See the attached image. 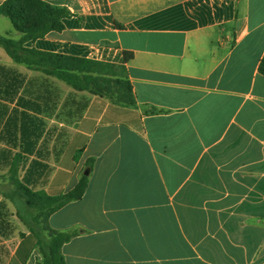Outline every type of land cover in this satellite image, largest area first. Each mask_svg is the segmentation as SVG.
<instances>
[{"label": "crops", "instance_id": "1", "mask_svg": "<svg viewBox=\"0 0 264 264\" xmlns=\"http://www.w3.org/2000/svg\"><path fill=\"white\" fill-rule=\"evenodd\" d=\"M44 1L70 15L23 46L125 65L137 99L76 90L0 46V117L16 113L0 130V142L16 145L4 153L10 167L22 112L44 122L41 150L59 90L77 93L64 146L28 154L21 167L24 176L42 159L30 188L50 194L89 170L84 197L48 220L77 232L62 247L68 264H264V0ZM0 33L22 38L13 24ZM4 196L19 212L22 201ZM20 219L0 232V264L42 258L36 230Z\"/></svg>", "mask_w": 264, "mask_h": 264}, {"label": "trees", "instance_id": "2", "mask_svg": "<svg viewBox=\"0 0 264 264\" xmlns=\"http://www.w3.org/2000/svg\"><path fill=\"white\" fill-rule=\"evenodd\" d=\"M0 15L8 17L15 29L22 33L19 40L0 33V46L4 47L14 60L54 76L76 90H87L117 104L136 105V95L125 65L23 46L26 40L44 37L53 30H62L63 18L70 15L67 8L51 5L44 0H5L0 4ZM132 56V52H126L127 60ZM259 70L264 75V56ZM43 124L39 116L34 117L27 111L22 112L20 152L14 156L10 167L16 192L23 198L25 205L36 212L31 218L22 215L24 221L32 228L34 220L35 223L41 220L48 224L51 214L71 201L82 199L88 187V175L83 174L74 187L58 194L30 188L38 183L47 166L42 159H33L25 175L19 177V169L27 161L28 154L36 152L38 157L43 155L42 151L37 149L44 129ZM76 234L73 230L53 228H50L48 235L37 232L42 258L36 264H68L62 247Z\"/></svg>", "mask_w": 264, "mask_h": 264}, {"label": "rangeland", "instance_id": "3", "mask_svg": "<svg viewBox=\"0 0 264 264\" xmlns=\"http://www.w3.org/2000/svg\"><path fill=\"white\" fill-rule=\"evenodd\" d=\"M6 25L8 27H11V21L5 16H0V30L4 31ZM76 95L77 93H74L72 91H67L65 89L59 90V97L56 99L55 109L53 113H51V118L55 121L52 122V126L51 128H49V132L46 134V138L43 139L41 143V151L43 153V156L49 155L51 147H53V150L56 151L57 149H59L57 148V146L61 147L66 143V125L78 116L79 104L77 103ZM0 103L2 102L0 101ZM15 116L16 113L11 112L8 118L0 117V130L4 127V130L6 131L5 123L14 121ZM47 121L50 123L51 119H48ZM56 133L58 137L52 139V134L55 135ZM12 148H16L13 140L8 142H0V219H2V221L0 222V232H12L18 228L19 224H21L22 220L20 218H22V215L27 218H31L36 214L34 209L28 208L25 205L23 198L20 197L15 190L16 185L14 184L11 177L12 174L10 171V160L9 157L4 154H9V151ZM4 149H7L8 152ZM18 174L19 177H22L24 174V169L20 168ZM44 184V181H41L38 187L44 186ZM5 194H9V196H11L10 198L13 200L20 199V201H22L21 204L23 203V205H20L21 207L18 209L19 212H17V207L14 206V204L4 196ZM9 203L10 206H8ZM35 222L36 221L34 220L32 223L34 224L33 228L37 232L41 233V235L49 234V230L51 228L49 226V223L46 224V222H42L41 220L40 222ZM6 247L7 244L4 243L0 238V252L2 253L6 249Z\"/></svg>", "mask_w": 264, "mask_h": 264}, {"label": "water", "instance_id": "4", "mask_svg": "<svg viewBox=\"0 0 264 264\" xmlns=\"http://www.w3.org/2000/svg\"><path fill=\"white\" fill-rule=\"evenodd\" d=\"M85 174H87V175H88V174H89V170L85 171Z\"/></svg>", "mask_w": 264, "mask_h": 264}]
</instances>
